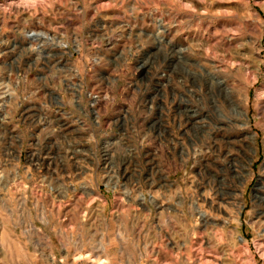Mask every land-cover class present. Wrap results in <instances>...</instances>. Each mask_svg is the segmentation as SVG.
Instances as JSON below:
<instances>
[{"label":"rangeland","instance_id":"obj_1","mask_svg":"<svg viewBox=\"0 0 264 264\" xmlns=\"http://www.w3.org/2000/svg\"><path fill=\"white\" fill-rule=\"evenodd\" d=\"M0 178V264H264V0H0Z\"/></svg>","mask_w":264,"mask_h":264},{"label":"bare ground","instance_id":"obj_2","mask_svg":"<svg viewBox=\"0 0 264 264\" xmlns=\"http://www.w3.org/2000/svg\"><path fill=\"white\" fill-rule=\"evenodd\" d=\"M36 35V34H35ZM31 36H34V33H32L31 35H29V37H31ZM36 36H38V35H36ZM227 85H229V84H227ZM221 103V106H222V108L225 110V111H227L228 112V114H230V112L228 111V106L227 105H229V104H227V102H226V100H222V101H220ZM189 109H192L193 108V106H189L188 107ZM230 109V108H229ZM242 109H243V107H242ZM191 111V113L189 114V116H190V118H191V120L194 118V116H195V114L198 112H195L194 110H190ZM243 112V111H242ZM199 113V112H198ZM231 115V114H230ZM231 117H233L234 118V115H231ZM242 118H243V115H237V116H235V118H234V121H236V122H238V121H241V122H243L244 123V125H245V122L244 121H242ZM210 135H211V133H210ZM209 135V137H208V135H207V137H206V140H210L212 137ZM208 142V141H207ZM215 151V150H214ZM0 180H1V178H0ZM195 202V201H194ZM196 203V202H195ZM192 204V203H191ZM192 209L193 210H196V208H195V204L193 205V207H192ZM198 211V210H197ZM199 214H200V217H199V219H201L202 217H206V212H203V211H199L198 212ZM197 214V213H196ZM202 216V217H201Z\"/></svg>","mask_w":264,"mask_h":264}]
</instances>
